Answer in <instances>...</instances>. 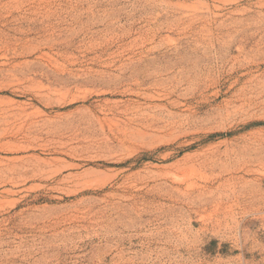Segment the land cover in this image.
<instances>
[{
    "label": "rangeland",
    "instance_id": "1",
    "mask_svg": "<svg viewBox=\"0 0 264 264\" xmlns=\"http://www.w3.org/2000/svg\"><path fill=\"white\" fill-rule=\"evenodd\" d=\"M0 264H264V0H0Z\"/></svg>",
    "mask_w": 264,
    "mask_h": 264
}]
</instances>
